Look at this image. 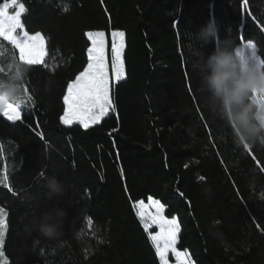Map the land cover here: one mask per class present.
I'll return each mask as SVG.
<instances>
[{"label": "trees", "instance_id": "1", "mask_svg": "<svg viewBox=\"0 0 264 264\" xmlns=\"http://www.w3.org/2000/svg\"><path fill=\"white\" fill-rule=\"evenodd\" d=\"M11 0H0L3 2ZM45 40L0 36V264H161L135 204L158 200L193 264H264V0H16ZM124 36L99 122L64 125L88 31Z\"/></svg>", "mask_w": 264, "mask_h": 264}, {"label": "rangeland", "instance_id": "2", "mask_svg": "<svg viewBox=\"0 0 264 264\" xmlns=\"http://www.w3.org/2000/svg\"><path fill=\"white\" fill-rule=\"evenodd\" d=\"M16 4V0L3 2L0 5V32L8 39L21 44V59L27 63L42 62L45 56V40L40 33L37 35L41 42L29 43L25 37H32V33L22 30V37H19V30L15 28L12 35L6 31L11 30V25L18 20L23 6L17 4L16 16L6 20L3 10ZM13 17V16H12ZM90 41L88 50L89 62L86 68L71 82L65 98L66 109L61 118L64 125L79 123L83 127L91 126L100 121L108 114L112 107V86L124 77L123 69V48L124 36L120 31H111L109 35L102 30L87 32ZM34 39H38L36 36ZM19 107L11 104L4 96H0V113L9 119L18 118ZM139 218L145 228L150 232V238L157 251L161 264H193L184 251L176 248L179 224L175 218H167L164 207L150 198L147 202L135 204ZM3 226V214L0 211V239ZM0 253V262H2Z\"/></svg>", "mask_w": 264, "mask_h": 264}, {"label": "crops", "instance_id": "3", "mask_svg": "<svg viewBox=\"0 0 264 264\" xmlns=\"http://www.w3.org/2000/svg\"><path fill=\"white\" fill-rule=\"evenodd\" d=\"M8 9H6V10H3V15L5 16V19L6 20H11L12 21V19L14 18V16H16V9L17 8H19V7H16L15 8V10L14 11H10L9 10V7H7ZM13 16V17H12ZM20 16H21V13L19 14V18H18V20L14 23V25H11V30H7L6 29V31H8L7 32V34L8 35H12L11 34V32H13V30L15 29V28H17L18 30H19V36H18V38L19 37H21V38H23L22 36V30H24L23 29V27H22V24H21V18H20ZM0 36H2L4 39H6V40H8L9 42H11V43H13L15 46H16V48H17V50H18V53H19V56L21 57V49H20V47H21V44L23 45V41H21V44H20V42H16V40H17V38H16V40H14V41H12V40H10V39H8L7 37H9V36H5V34H2L1 32H0ZM34 38H35V36L38 38V39H34V38H32V37H25L26 38V40L27 41H24V42H29V43H36L37 41L38 42H41V40H40V38L37 36V35H35V34H33L32 35ZM44 59V58H43ZM43 61V60H42ZM39 63V62H38ZM77 78V77H76ZM76 79H74L72 82H74ZM70 84L71 83H69V85H68V87H67V91H66V95H67V93H68V90H69V86H70ZM66 95H65V98H66ZM65 109H66V104H65ZM65 109H64V113H65ZM20 110V109H19ZM20 113V112H19ZM64 113H63V115H64ZM18 117H19V115H18ZM17 119V118H16Z\"/></svg>", "mask_w": 264, "mask_h": 264}]
</instances>
